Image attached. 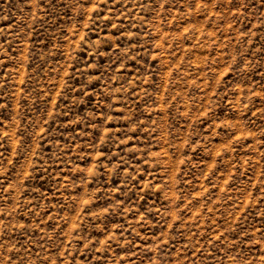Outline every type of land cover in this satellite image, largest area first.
Here are the masks:
<instances>
[{"label": "rangeland", "instance_id": "1", "mask_svg": "<svg viewBox=\"0 0 264 264\" xmlns=\"http://www.w3.org/2000/svg\"><path fill=\"white\" fill-rule=\"evenodd\" d=\"M0 264H264V0H0Z\"/></svg>", "mask_w": 264, "mask_h": 264}]
</instances>
